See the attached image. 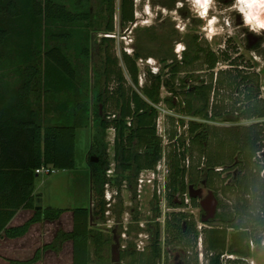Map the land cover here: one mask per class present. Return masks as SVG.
<instances>
[{
    "label": "trees",
    "instance_id": "trees-1",
    "mask_svg": "<svg viewBox=\"0 0 264 264\" xmlns=\"http://www.w3.org/2000/svg\"><path fill=\"white\" fill-rule=\"evenodd\" d=\"M98 3L100 11L104 14L106 32H114L115 0H98ZM10 4L14 6V2ZM23 4L24 13L34 14V19L39 16L43 19L56 18L70 25L65 39H72L70 45L82 60V64H85L90 56V35L88 30H82V27L90 26L89 0H74L70 5L71 9L64 3H55L53 0H45L43 4L37 0H23ZM165 6L172 9L173 3H166ZM101 16L99 13L96 21ZM119 16L124 24L134 21V0H120ZM147 30L148 28L143 29ZM5 33L6 31L0 28V45ZM111 38H102L103 44L106 45L103 50L104 58L99 66L93 67L92 83L82 78L81 70L74 65L62 47L56 45L45 51L43 65L32 64L28 67L24 82L17 92L19 101L0 106V235L5 233L10 238L24 235L35 222L57 220L67 210L43 207L36 209L34 215L24 224L7 227L18 209H35L36 200L40 197V194H34L35 168L42 163L52 164L62 170L74 168L77 128L88 127L90 121L97 125V132L91 137L87 157L94 173L93 188L98 194L94 207L90 205L73 209L71 231L59 229L53 241L38 248L31 259L12 260L11 263L31 264L40 259L42 251L59 250L65 241L71 240L72 264H107L109 257L106 251L113 236L110 237L97 227L93 218L102 221L106 219L105 212L108 208L104 199V186L108 183L106 170L110 163L104 140L106 131L113 129V163L116 173L114 179L120 185L123 181L128 183L132 198H136L132 182L143 170L155 169L163 153H166L169 169V204L172 206L179 207L184 204L173 203V196L183 194L188 183L197 184L199 174L203 171L206 184L214 190L213 194L217 199L216 214L209 219V227L204 229L203 233L206 251L211 254L208 264H245L242 258L250 254V246L244 248L243 242H260L259 235L264 231V177L260 176L261 160L256 158L261 148L258 143L262 138L264 123L238 124L217 129L216 126L210 127L207 122L189 121L188 133L191 140L187 147L188 157L191 158L193 152H197V164L203 159L205 165L204 170L194 171L189 168L190 165H186L184 134L175 126L176 121L181 124L183 120L170 118L173 125L166 133L168 145L164 151L162 139L158 134L157 105L164 102L176 113L222 118L234 122L264 116L258 74L251 71L253 66L250 63H246L244 69H237L235 60L232 65L236 68L221 70L216 78L211 73L209 79H200L196 71L204 65L210 70L214 69L219 57L208 45L202 44L198 33H187L182 39L186 50H183L180 56L174 53L172 44L167 47L164 55L146 53L147 50L139 47L138 38L134 55L123 53V61L132 81L129 83L116 53L111 50L114 49V44L110 43L113 41ZM228 53V49L222 50L223 60L229 59ZM147 57L156 58L166 68V78L163 80L161 75H154L152 80L139 87L137 59ZM186 73L190 74L188 77L191 84L185 82ZM162 87L166 89V97H161ZM226 87L231 89V94H238L231 106L225 103V100L229 99L225 95L228 90ZM213 89L221 100L211 108ZM66 91H71L68 102L58 104L54 112L55 117L43 119L40 112L41 99ZM33 95L35 104L31 101ZM240 95L242 97H239ZM88 96L91 99V108L87 102L80 99H87ZM50 109L47 103L43 111L49 114ZM226 114L231 117H226ZM218 133L217 148L213 150L209 147L210 139ZM91 157L98 160L91 161ZM226 166L231 167L235 174L231 183L219 188L216 182ZM230 191L235 194L233 204L226 203L221 196ZM192 200L193 205L198 206L196 199ZM173 215H178L177 223L170 231L173 240L185 243L192 238L196 243L198 237L195 224L181 226L179 223L186 219V215ZM229 228L232 229L231 232H228ZM226 252L233 256H223L221 259ZM127 256L129 264H157L161 249L155 243L148 250L140 252L131 244L121 251V264Z\"/></svg>",
    "mask_w": 264,
    "mask_h": 264
},
{
    "label": "rangeland",
    "instance_id": "rangeland-1",
    "mask_svg": "<svg viewBox=\"0 0 264 264\" xmlns=\"http://www.w3.org/2000/svg\"><path fill=\"white\" fill-rule=\"evenodd\" d=\"M40 3H44L45 0H37ZM55 3H64L68 9L74 0H53ZM14 2V6L10 4ZM184 7L178 9L179 16L183 18L187 24L185 31L181 32L176 27V21L170 15H165L162 11L158 10L166 8L165 4L173 3V8L169 9V12L176 9L177 0H134V21L130 23H122L119 16V4L120 0H115V17H114V32L107 33L105 30V19L103 11L98 3V0H89L88 10L90 12V26L82 27V30H88L90 35V56L88 57L85 64H82V60L75 53V50L71 44V40L65 39L66 31L70 25L61 22L56 19L50 18L43 19L42 16L33 18L34 14L27 15L23 11V0H0V28L6 31L3 38V42L0 45V106L5 103L15 104L19 101L18 90L24 82L25 74L29 66L32 64L43 65L45 51L53 46L60 45L65 51L67 56L71 59L74 65L81 70L82 78L86 79L89 83L93 80V67L99 66L101 60L104 58V48L102 38L112 35L113 41L110 43L114 44V49H111L118 57L119 65L122 67L123 72L131 83L128 71L123 61V53H127L130 56L134 55L136 49V41L139 38L141 48L147 50L146 53L151 52L156 55H164L167 47L171 44L174 46V53L177 56L181 55L180 51L177 53L175 47L177 43H182V39L187 33H198L201 42L205 46H209L219 57V63L216 64V68L207 70L206 66L203 67L204 71L199 73L202 75V79L207 80L210 74L214 73V78L217 76V72L221 70L234 69L232 66L233 61H237L239 65L237 69L243 68L246 63H250L253 66L251 71H255L261 82V92L264 95V33L256 35L249 31L247 27L243 25V20L239 13L232 11L230 5L233 0H217L216 6L209 11V18L215 15L218 17L219 24L217 27H223L224 32L221 35L214 37L211 41L205 38V33L202 31V26L205 21L196 17L193 11L190 10L188 0H182ZM11 7H10V6ZM145 5H148L152 15H148L145 11ZM19 8V12H18ZM17 13L16 15L14 13ZM102 14L98 21L96 16ZM231 21V26L225 24V20ZM149 21V23H145ZM136 24V26H134ZM144 28H148L147 31H143ZM249 35V40L247 39ZM255 37L257 43L253 42ZM232 39V40H231ZM68 43V44H67ZM70 45V46H69ZM229 45V47H228ZM234 48H230V47ZM229 50V59L223 60L222 50ZM150 58V57H149ZM149 58L137 59V66L139 72V87L143 86L144 83L152 80L154 75H161L162 79L166 78V68L158 62L156 58H153L156 63H149ZM154 69L158 71L154 74ZM206 69V70H205ZM190 74H185V82L191 84V80L188 77ZM196 75L197 72H196ZM184 76V74H183ZM42 79V75L40 77ZM112 85V84H111ZM81 89L82 87L79 86ZM112 87V86H111ZM89 88V87H88ZM228 89V87H226ZM83 90V89H82ZM231 89L225 92V95L229 99L225 100L226 104L232 105L238 94L233 92ZM234 91V90H233ZM71 91L54 94L50 97L41 99L40 112L42 118L54 116L56 107L58 104L68 102ZM42 96V95H41ZM161 97H166V89L161 88ZM239 97H242L240 95ZM81 101L87 102L91 108L90 96L86 99L85 97L80 98ZM31 101L36 103L34 95L31 96ZM49 101V102H48ZM51 107L50 113H44V107L47 105ZM6 105V104H5ZM228 106V107H230ZM4 107V106H3ZM35 107V106H34ZM73 107V105H72ZM37 108V107H35ZM158 109V134L162 139V145H168L167 131L172 128V122L170 118L181 119V124L176 121L175 126L179 127V132L184 134L185 138V151L187 155L186 165H190L189 168L192 170L202 171L205 169L203 159L198 163L199 158L197 152H193V156L188 157L187 147L191 140V135L188 133L189 121H199L198 118L182 113H176L169 109L164 102L157 105ZM44 110V111H43ZM73 110V109H71ZM90 116V120H91ZM226 117H231L230 114H226ZM169 118V119H168ZM212 120L207 121L210 127H217V129H223L224 127L235 126V125H250L253 123H264V116L253 117L250 119H241L237 122L223 120L222 118H211ZM179 125V126H178ZM217 131V130H215ZM97 132L96 123L90 121L88 128L80 129L77 131L75 140V164L72 169H58L56 173L45 176L37 175L34 182V190L43 197L44 207L54 208H66L73 210L75 208L89 207L90 201L92 207L97 202L98 194L94 190L93 185L95 184L94 173H92V167L88 163V153L91 147V137ZM113 129H108L105 133V143L107 145V156L109 161V168L111 171L106 170V177L109 186H104V199L107 202L108 210L105 212V221L93 218L94 223L97 227L101 228L107 235L118 236V229L120 226L124 233L121 236V245L135 246L137 242H141V245L147 241L146 232L142 235L138 234L137 227L141 228L137 222H132V217L136 215L138 220L146 226L148 224H159L161 229L164 228V216L166 214V244L164 242V234L161 239V249L163 251V260L161 264H183L184 257L189 255L188 251H194L197 254L198 264H208L209 256L205 248L204 243V229L208 228L210 218H207L206 211L201 207L200 201H202L211 189L207 184L203 174L200 172L197 184L188 183L187 188L183 194H175L172 198L173 203L183 202L184 204L175 207L169 204V197L171 196L170 189L168 188V175L169 169L166 160V153H163V157L159 162L160 167H155L152 170H143L139 173L136 180L132 182V187L136 192V198H132V191L129 190L128 183L123 181L122 184H118L114 178L116 173L113 167ZM261 141L258 143L261 145L260 150L256 154V158L261 160L259 162L260 176L264 177V131L262 132ZM219 139V133L216 137L210 139L209 147L216 149ZM163 149V150H164ZM165 149L164 151H166ZM197 165H199L197 167ZM218 170V169H217ZM235 171L231 167L226 166L225 170L221 173L220 178L217 180L216 185L221 188L232 182ZM92 175V176H91ZM142 178L141 183L139 179ZM189 178V177H188ZM195 179V177H193ZM188 181V179H187ZM93 189V191L91 190ZM109 191L111 194V200L108 201L106 198V192ZM159 198V218L155 216L156 211L153 209V200ZM225 199L226 203L233 204L235 194L233 192H226L221 194ZM193 199H196L198 206L193 205ZM131 211H134L132 214ZM174 213H184L186 219H184L179 225L189 226L195 224L198 239L196 243L191 238L186 242L177 243L173 240L172 231L177 223L178 215ZM157 215V216H158ZM68 216L62 218V223L59 229H69ZM98 223V224H97ZM170 224H172L170 226ZM139 225V226H137ZM183 228V227H181ZM180 228V229H181ZM113 230H115L113 232ZM54 231V229H53ZM232 229H228L231 232ZM53 232L51 231L49 236ZM260 242L256 243L254 240L247 243L244 241V248L250 246V254L245 256L243 259L245 264H264V231L259 235ZM120 238V237H119ZM140 240V241H139ZM108 245L107 264H114L111 261V244ZM92 247V246H91ZM126 248V247H125ZM93 249V247H92ZM232 257V254L226 252L221 256V259ZM53 260V259H52ZM51 258L46 259L47 263H51ZM195 260V257L192 259ZM60 264H70V256L67 257V253L64 252L62 257L59 258ZM194 262V261H193ZM196 262V261H195ZM122 264H129V257H125L122 260Z\"/></svg>",
    "mask_w": 264,
    "mask_h": 264
},
{
    "label": "crops",
    "instance_id": "crops-1",
    "mask_svg": "<svg viewBox=\"0 0 264 264\" xmlns=\"http://www.w3.org/2000/svg\"><path fill=\"white\" fill-rule=\"evenodd\" d=\"M80 129L84 128H77L76 134ZM34 194H38L36 190H34ZM37 206H41V208L44 207L43 197L41 194L36 200L35 209H18L15 215L8 222L7 227H17L24 224L34 215L35 210L39 209ZM65 215L68 216L67 223L68 225L70 223V227L69 229L63 230L69 232L73 228V213L71 210L67 209L57 220H41L31 224L27 232L22 236L10 238L6 236L5 233H2L0 235V264H12V260L25 261L31 259L38 248H42L45 244H49L53 241L56 232L59 230V226L62 223V218ZM51 231L53 233L49 236ZM64 252L67 253V257L70 256V264H72L73 244L71 240L65 241L59 250L48 249L42 251L40 259L31 264H60L59 258L60 256L62 257ZM48 257L51 258V260L53 259L51 263H47L46 259H48Z\"/></svg>",
    "mask_w": 264,
    "mask_h": 264
},
{
    "label": "clouds",
    "instance_id": "clouds-1",
    "mask_svg": "<svg viewBox=\"0 0 264 264\" xmlns=\"http://www.w3.org/2000/svg\"><path fill=\"white\" fill-rule=\"evenodd\" d=\"M217 0H188L190 10L194 12L197 18L205 21L202 26V31L205 33V38L211 41L214 37L223 34L224 28L217 27L219 24L218 17L213 15L209 18V11L216 6ZM165 15H170L174 21H176V27L179 31L183 32L187 28V24L183 18L179 16L178 9L184 7L182 0H177L176 9L169 12L168 9H160ZM230 9L240 14L243 25L256 35L264 33V0H233L230 5ZM145 11L148 15H152L148 5H145ZM149 23V21H145ZM225 24L231 26L230 20H225ZM182 50H186V45L183 43H177L175 51L179 53ZM149 63L155 64L156 61L153 58H149ZM154 74L157 69H154Z\"/></svg>",
    "mask_w": 264,
    "mask_h": 264
},
{
    "label": "flooded vegetation",
    "instance_id": "flooded-vegetation-1",
    "mask_svg": "<svg viewBox=\"0 0 264 264\" xmlns=\"http://www.w3.org/2000/svg\"><path fill=\"white\" fill-rule=\"evenodd\" d=\"M247 39L249 40V35H247ZM232 40V39H231ZM253 42H255V43H257V41H256V39H255V37H253ZM200 61H201V59H200ZM219 63V62H218ZM217 63V64H218ZM205 66V65H204ZM233 66V65H232ZM239 66V65H238ZM244 67V66H243ZM216 68V67H215ZM214 68V69H215ZM214 69H211L212 71L214 70ZM252 69H253V67H252ZM251 69V70H252ZM206 70V69H205ZM207 70H210V69H208L207 68ZM202 71H204V69L201 67L200 69H198L196 72H197V74H198V76H199V78L200 79H202L203 77H202V75H199V73H201ZM213 73V72H212ZM218 73V72H217ZM214 74V73H213ZM259 76V75H258ZM259 86H260V98H261V101H262V107H263V111H264V95L262 94V92H261V82H260V77H259ZM220 96H219V98L216 96V93H215V90L213 89V91H212V94H211V108L213 107L212 105H214V104H216L218 101L220 102ZM241 105V103H239L238 104V106H240ZM228 110H229V108H228ZM185 115H188V114H185ZM210 116H212V113H210ZM192 117H195V118H198L199 119V122H201V123H203V122H207V121H209V120H212L211 118H209V117H207V118H203L202 116H192ZM141 173V172H140ZM154 202H153V209L156 211V213H155V216L157 217V218H159V208L157 209V207H159V205H157V204H159V198H158V196H156V199H154L153 200ZM131 212H133L134 213V211H131ZM158 215V216H157ZM132 222H137V224H140L141 226V228H139V227H137V230H138V234L139 235H142L143 234V232H146V237H147V241L144 243V245H141V242H142V244H143V241L141 240H139L140 241V243L139 242H137V244H135V250L136 251H146V250H148V248H151L155 243L160 247V249H161V244H162V242H161V239H162V235L164 234V242H165V244H166V214H165V216H164V228L163 229H161V226L158 224H155V225H153V224H148V225H146V226H143V224L138 220V217L136 216V215H134V217H132ZM137 226H139V225H137ZM117 229H118V238H119V241H120V253H121V251H123L124 249H125V247H127V245L125 246V245H121V236H122V234L124 233V231H122L120 228V226H118V227H116ZM115 230H113V232H114ZM190 254L189 255H186V257H184V261H183V264H194L195 263V261H196V259H197V254H198V252H196V253H194V251H188ZM195 257V260H192L193 258ZM163 258H164V256H163V251H162V249H161V257H160V260H158V262H157V264H161V260H163ZM194 261V262H193ZM195 264H198V263H195Z\"/></svg>",
    "mask_w": 264,
    "mask_h": 264
},
{
    "label": "water",
    "instance_id": "water-1",
    "mask_svg": "<svg viewBox=\"0 0 264 264\" xmlns=\"http://www.w3.org/2000/svg\"><path fill=\"white\" fill-rule=\"evenodd\" d=\"M98 158L91 157V161H97ZM201 207L206 211L207 218H213L217 211V199L212 191L208 192V195L200 201ZM41 208V206H37ZM111 261L114 264H121V253H120V241L118 236H113V243L111 244Z\"/></svg>",
    "mask_w": 264,
    "mask_h": 264
},
{
    "label": "built area",
    "instance_id": "built-area-1",
    "mask_svg": "<svg viewBox=\"0 0 264 264\" xmlns=\"http://www.w3.org/2000/svg\"><path fill=\"white\" fill-rule=\"evenodd\" d=\"M134 26H136V24ZM108 37H112V35L109 34ZM112 164H113V167H114V163H112ZM157 167L158 168L160 167L159 163H158ZM57 170L58 169L55 168L52 164H44V163H42L39 167L35 168L34 172H35L36 175L50 176V175L56 173ZM109 171H111V169H108V172ZM152 172H154V171L152 170ZM139 181L142 183L143 179L140 178ZM106 186H109V183H107ZM105 192H106L105 196H106L107 200L110 201L111 200V194H109L108 190L105 191Z\"/></svg>",
    "mask_w": 264,
    "mask_h": 264
}]
</instances>
